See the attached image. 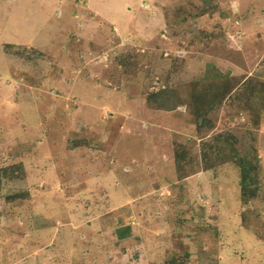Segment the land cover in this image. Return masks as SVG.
I'll use <instances>...</instances> for the list:
<instances>
[{"label": "rangeland", "instance_id": "1", "mask_svg": "<svg viewBox=\"0 0 264 264\" xmlns=\"http://www.w3.org/2000/svg\"><path fill=\"white\" fill-rule=\"evenodd\" d=\"M0 264H264V0H0Z\"/></svg>", "mask_w": 264, "mask_h": 264}, {"label": "trees", "instance_id": "2", "mask_svg": "<svg viewBox=\"0 0 264 264\" xmlns=\"http://www.w3.org/2000/svg\"><path fill=\"white\" fill-rule=\"evenodd\" d=\"M129 230L130 229H118L117 236L123 239L129 235V232H130Z\"/></svg>", "mask_w": 264, "mask_h": 264}]
</instances>
